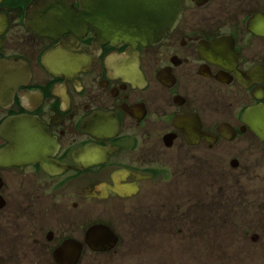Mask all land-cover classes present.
<instances>
[{
  "label": "flooded vegetation",
  "instance_id": "1",
  "mask_svg": "<svg viewBox=\"0 0 264 264\" xmlns=\"http://www.w3.org/2000/svg\"><path fill=\"white\" fill-rule=\"evenodd\" d=\"M39 1L0 0V59L32 70L0 127L37 117L63 168L0 164V264H264V140L242 118L264 116V0H185L137 51L89 31L90 69L60 77L41 57L61 43L24 24Z\"/></svg>",
  "mask_w": 264,
  "mask_h": 264
},
{
  "label": "water",
  "instance_id": "2",
  "mask_svg": "<svg viewBox=\"0 0 264 264\" xmlns=\"http://www.w3.org/2000/svg\"><path fill=\"white\" fill-rule=\"evenodd\" d=\"M100 1L104 2V0H100ZM132 1L135 4L140 3L141 5H143V7L146 10L147 23L145 30L143 31V35L139 38L145 40L148 39L152 40L158 36L163 38L168 32H170L173 29L174 24L180 18L183 9V0H132ZM89 2L93 3L96 1L89 0ZM121 4L125 6V11H127L129 8L132 9L135 8V11H139L138 6L134 7L132 4H130L129 0H118L115 12L117 9L120 8ZM88 6H90V4ZM56 13L58 14L63 13V11L58 10L56 11ZM111 13L114 12L111 11ZM158 20L160 21V23L165 21H170L171 22L170 25L173 26L169 27L168 29H165L163 32L156 35L157 31L155 30V27H157L156 25L157 23L155 22H157ZM106 36L111 37L110 31H107ZM127 38H132V37L127 36ZM15 76H16V68L14 65H12L11 63H0V89L1 87H3L5 89L4 93H8L13 89L15 85L14 83Z\"/></svg>",
  "mask_w": 264,
  "mask_h": 264
},
{
  "label": "bare ground",
  "instance_id": "3",
  "mask_svg": "<svg viewBox=\"0 0 264 264\" xmlns=\"http://www.w3.org/2000/svg\"><path fill=\"white\" fill-rule=\"evenodd\" d=\"M117 1L118 0H104L105 3L101 6L102 7V11L105 12L107 9H110V11L115 12V9L117 7ZM85 12L88 13L90 16L93 15V17H91V19H89V20H91V22H96L97 21V19L95 18L96 15L94 13V8L93 7H91L90 10H85ZM155 23L158 24L157 27H155V30L157 31L156 35H158L160 30L162 28H165L167 26V24H164V25L162 24L161 25L159 20L157 22H155ZM144 26L146 27V23H144ZM104 31H106V28H105V26L102 25V32H104Z\"/></svg>",
  "mask_w": 264,
  "mask_h": 264
},
{
  "label": "rangeland",
  "instance_id": "4",
  "mask_svg": "<svg viewBox=\"0 0 264 264\" xmlns=\"http://www.w3.org/2000/svg\"><path fill=\"white\" fill-rule=\"evenodd\" d=\"M232 231V230H231ZM199 248V251H200V247H198ZM195 249H197V246H196V248ZM245 262V263H244ZM242 263H244V264H251L249 261H242Z\"/></svg>",
  "mask_w": 264,
  "mask_h": 264
}]
</instances>
